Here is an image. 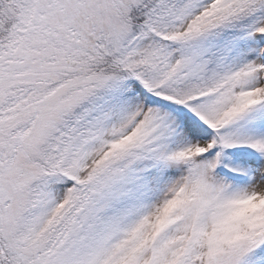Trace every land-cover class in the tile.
I'll return each instance as SVG.
<instances>
[{"label":"snow or ice","instance_id":"snow-or-ice-1","mask_svg":"<svg viewBox=\"0 0 264 264\" xmlns=\"http://www.w3.org/2000/svg\"><path fill=\"white\" fill-rule=\"evenodd\" d=\"M0 264H264V0H0Z\"/></svg>","mask_w":264,"mask_h":264}]
</instances>
